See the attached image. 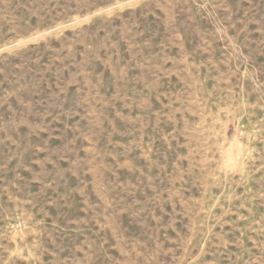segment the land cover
Here are the masks:
<instances>
[{
	"label": "rangeland",
	"instance_id": "1",
	"mask_svg": "<svg viewBox=\"0 0 264 264\" xmlns=\"http://www.w3.org/2000/svg\"><path fill=\"white\" fill-rule=\"evenodd\" d=\"M0 264H264V0H0Z\"/></svg>",
	"mask_w": 264,
	"mask_h": 264
}]
</instances>
